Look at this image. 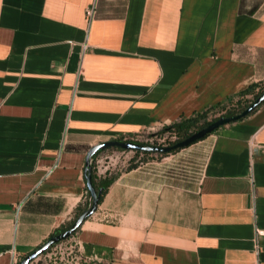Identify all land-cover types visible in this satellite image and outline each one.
<instances>
[{
	"label": "crops",
	"instance_id": "1",
	"mask_svg": "<svg viewBox=\"0 0 264 264\" xmlns=\"http://www.w3.org/2000/svg\"><path fill=\"white\" fill-rule=\"evenodd\" d=\"M263 82L264 0H0V264L74 221L90 148ZM117 173L36 264H264V102Z\"/></svg>",
	"mask_w": 264,
	"mask_h": 264
},
{
	"label": "trees",
	"instance_id": "2",
	"mask_svg": "<svg viewBox=\"0 0 264 264\" xmlns=\"http://www.w3.org/2000/svg\"><path fill=\"white\" fill-rule=\"evenodd\" d=\"M262 93H264V82L263 83H253L249 85L248 87H246L241 92H239L236 96L229 97L228 99H226L225 101L221 103H218L214 106L207 107L203 109L202 111L198 113H193L192 115L188 117L183 116V115L179 116L176 121H174L173 123L169 125L164 126L162 131L169 132L170 134L177 136V139L171 143L173 145L174 143L179 142L183 139H186L190 135L207 127L210 123L214 122L215 120L221 117H229V116H234V115L241 113ZM257 109H255L252 113H254ZM118 141L123 142V139H119ZM135 144H139L143 146H154V143L152 141L150 143H142V142L136 141ZM107 150L123 151L117 148H111ZM104 151L96 152V154L92 157V159H94L95 156L97 157L100 153ZM177 151L179 150L172 151L169 154L175 153ZM133 153H134V157L132 158V160L134 163H130L129 166L126 168V170L134 169L137 166H139L142 162L146 161L147 158H152V156H154L153 154H146V153H139V152H133ZM166 155L168 154H162V155L159 154L158 157L156 158H160ZM117 174L118 173H115V174L113 173L110 175L105 174L103 176H98L92 167L91 172H90L91 184L96 191H100L99 203L101 202L104 194L107 192L110 185L116 179ZM90 203H91L90 193L86 188V200L83 205L80 204L76 208L73 220H75L83 211L88 209ZM72 222L73 221H71L67 225H62L61 227L57 228L51 234L50 237L60 234L63 231L67 230L72 224ZM50 249H48L44 254L49 252Z\"/></svg>",
	"mask_w": 264,
	"mask_h": 264
},
{
	"label": "water",
	"instance_id": "3",
	"mask_svg": "<svg viewBox=\"0 0 264 264\" xmlns=\"http://www.w3.org/2000/svg\"><path fill=\"white\" fill-rule=\"evenodd\" d=\"M264 102V93H262L259 97H257L244 111L241 113L229 116V117H221L214 122L210 123L207 127L199 130L198 132L190 135L186 139H183L179 142L174 143L171 146H143L131 142H121L118 140L108 141L104 143H100L90 148L85 157V167H84V177L86 181L87 190L90 193L91 203L85 211H83L70 225V227L63 231L60 234L50 237L45 243H43L40 247L35 249L34 251L27 254L22 260L19 261L18 264H30L38 257L44 255V253L50 249L52 246L67 240L70 238L77 230L80 229L82 224L89 219L98 208L99 200H100V191H96L91 184V164L90 161L92 157L98 151H104L111 148L121 149L123 151H131V152H139L146 154H169L172 151L180 150L189 147L190 145L204 139L206 136L212 134L214 131L219 129L222 126H225L230 123L237 122L239 120L244 119L249 114H251L255 109H257Z\"/></svg>",
	"mask_w": 264,
	"mask_h": 264
},
{
	"label": "rangeland",
	"instance_id": "4",
	"mask_svg": "<svg viewBox=\"0 0 264 264\" xmlns=\"http://www.w3.org/2000/svg\"><path fill=\"white\" fill-rule=\"evenodd\" d=\"M164 127V126H163ZM161 128L156 129L153 132H148L146 134H142L139 138L142 143H150L151 141L154 143V146H169L172 145L171 143L177 139V136L170 134L169 132H163ZM152 158L158 157L159 154H153ZM109 156L112 157V160H104L102 159L101 165L102 169L108 168L112 173H117L126 169L130 163H134L132 158L134 157V153L131 151H118V150H106L98 155V157ZM141 158V157H140ZM151 159V158H147ZM66 247L69 244H65ZM65 245L62 247V250H65ZM70 249V248H69ZM61 250V251H62ZM71 250V249H70ZM63 252V251H62ZM57 254L52 256L51 260H44L43 262H39L40 264H60V261L57 259L55 260ZM41 259L42 256H40ZM34 260L31 264H36ZM42 261V260H40ZM64 263V262H63ZM78 264H87L81 260L78 261ZM88 264H97V263H88Z\"/></svg>",
	"mask_w": 264,
	"mask_h": 264
},
{
	"label": "built area",
	"instance_id": "5",
	"mask_svg": "<svg viewBox=\"0 0 264 264\" xmlns=\"http://www.w3.org/2000/svg\"><path fill=\"white\" fill-rule=\"evenodd\" d=\"M85 14H86V19L90 20L92 17V14H93V9L92 8L87 9ZM140 137L127 138V139H124L123 142H131V143H135L136 141L141 142V140L139 139ZM122 152H124V151H122ZM102 159H104V160L106 159V160L110 161V160H112V157H109V156H104V157L99 156L98 157L97 156L90 161L91 167H93V169L95 170V172L98 176L105 175L107 172V169H108V168L102 169V165H101Z\"/></svg>",
	"mask_w": 264,
	"mask_h": 264
},
{
	"label": "bare ground",
	"instance_id": "6",
	"mask_svg": "<svg viewBox=\"0 0 264 264\" xmlns=\"http://www.w3.org/2000/svg\"><path fill=\"white\" fill-rule=\"evenodd\" d=\"M96 157V156H95Z\"/></svg>",
	"mask_w": 264,
	"mask_h": 264
}]
</instances>
